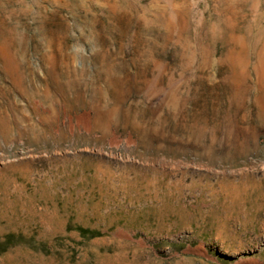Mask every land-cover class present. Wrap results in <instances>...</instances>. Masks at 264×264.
Wrapping results in <instances>:
<instances>
[{
    "label": "rangeland",
    "instance_id": "374dc122",
    "mask_svg": "<svg viewBox=\"0 0 264 264\" xmlns=\"http://www.w3.org/2000/svg\"><path fill=\"white\" fill-rule=\"evenodd\" d=\"M0 264H264V0H0Z\"/></svg>",
    "mask_w": 264,
    "mask_h": 264
},
{
    "label": "trees",
    "instance_id": "16d2710c",
    "mask_svg": "<svg viewBox=\"0 0 264 264\" xmlns=\"http://www.w3.org/2000/svg\"><path fill=\"white\" fill-rule=\"evenodd\" d=\"M80 231H81V236H82V237L88 236V235H86V234L89 233V231H87V230H82V229H80ZM12 237H13L12 235H9V236H7L6 239L9 240V238H12ZM7 240H6V241H7ZM4 244H5L4 247L6 248L8 243L4 242ZM5 248H3V249L1 250V252L4 251Z\"/></svg>",
    "mask_w": 264,
    "mask_h": 264
}]
</instances>
